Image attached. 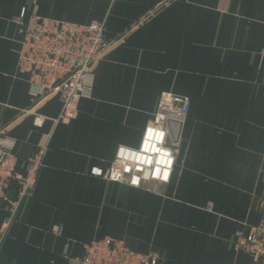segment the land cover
I'll use <instances>...</instances> for the list:
<instances>
[{
    "label": "crops",
    "instance_id": "0c3cea01",
    "mask_svg": "<svg viewBox=\"0 0 264 264\" xmlns=\"http://www.w3.org/2000/svg\"><path fill=\"white\" fill-rule=\"evenodd\" d=\"M34 10L104 22L105 50L67 124L54 121L59 94L36 101L17 67ZM263 45L264 0H0V133L18 173L42 152L34 190L5 229L0 199V264H73L103 237L157 264H262L235 242L259 224L264 202ZM162 92L190 101L170 181L145 190L93 175L119 147L138 148ZM6 191L18 200L16 181Z\"/></svg>",
    "mask_w": 264,
    "mask_h": 264
},
{
    "label": "built area",
    "instance_id": "2783aa9c",
    "mask_svg": "<svg viewBox=\"0 0 264 264\" xmlns=\"http://www.w3.org/2000/svg\"><path fill=\"white\" fill-rule=\"evenodd\" d=\"M169 1V0H163ZM20 48L17 51V67L28 75L31 93L36 101L58 93L61 107L56 123L67 124L77 115L78 105L90 88L91 66L106 47L104 22L86 25L43 18L33 11L29 21L21 25ZM264 57V45L259 52ZM190 109L187 96L162 92L153 118L142 134L138 148L121 146L106 172L94 169L92 174L108 181L135 188L153 190L154 185L167 184L175 163L174 146L177 144L180 126ZM43 118L35 116L34 124L41 126ZM171 141L172 146L167 144ZM13 143L0 133V199L9 202V224L22 199L32 194L37 171L41 166L42 152L27 159L25 173L15 171L16 157ZM16 181L18 200L9 201L7 188ZM212 212L213 203L205 206ZM60 235L61 228L51 230ZM236 249L253 256L264 264V202L261 220L247 234L238 232ZM154 254H144L129 249L122 240L111 237L93 239L85 244L84 254L73 264H157Z\"/></svg>",
    "mask_w": 264,
    "mask_h": 264
},
{
    "label": "rangeland",
    "instance_id": "374dc122",
    "mask_svg": "<svg viewBox=\"0 0 264 264\" xmlns=\"http://www.w3.org/2000/svg\"><path fill=\"white\" fill-rule=\"evenodd\" d=\"M170 93H172V92H170ZM172 94H175V93H172ZM161 95V94H160ZM175 95H178V94H175ZM181 96H183V95H181ZM43 124V123H42Z\"/></svg>",
    "mask_w": 264,
    "mask_h": 264
},
{
    "label": "water",
    "instance_id": "95a60500",
    "mask_svg": "<svg viewBox=\"0 0 264 264\" xmlns=\"http://www.w3.org/2000/svg\"><path fill=\"white\" fill-rule=\"evenodd\" d=\"M178 133H179V132H177V133L175 134V137H177V136H178Z\"/></svg>",
    "mask_w": 264,
    "mask_h": 264
}]
</instances>
